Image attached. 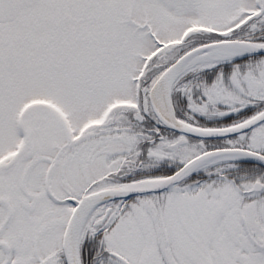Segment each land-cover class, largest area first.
Returning <instances> with one entry per match:
<instances>
[{
	"label": "snow or ice",
	"instance_id": "6c2138e0",
	"mask_svg": "<svg viewBox=\"0 0 264 264\" xmlns=\"http://www.w3.org/2000/svg\"><path fill=\"white\" fill-rule=\"evenodd\" d=\"M0 264H264V0H0Z\"/></svg>",
	"mask_w": 264,
	"mask_h": 264
}]
</instances>
